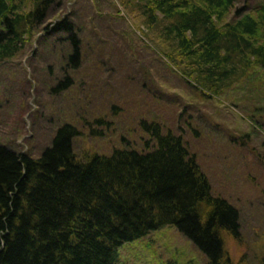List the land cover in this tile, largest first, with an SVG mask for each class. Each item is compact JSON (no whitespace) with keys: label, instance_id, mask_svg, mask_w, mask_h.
I'll return each instance as SVG.
<instances>
[{"label":"rangeland","instance_id":"obj_1","mask_svg":"<svg viewBox=\"0 0 264 264\" xmlns=\"http://www.w3.org/2000/svg\"><path fill=\"white\" fill-rule=\"evenodd\" d=\"M51 1L17 53L0 58V145L36 159L69 125L78 131L73 153L86 162L114 149L141 150L140 123H156L183 137L213 195L238 210V240L225 241V254L233 264H264V72L242 64L220 89L198 84L197 91L140 11L121 0ZM32 2L17 0L21 16ZM261 2L237 0L236 9ZM64 19L82 40L72 63L68 42L55 41L66 35L52 33ZM113 264H207V256L166 226L121 246Z\"/></svg>","mask_w":264,"mask_h":264},{"label":"trees","instance_id":"obj_2","mask_svg":"<svg viewBox=\"0 0 264 264\" xmlns=\"http://www.w3.org/2000/svg\"><path fill=\"white\" fill-rule=\"evenodd\" d=\"M30 1L33 11L21 16L17 0H0V58L17 53L52 2ZM121 1L158 30L166 57L187 67L181 76L194 90L220 89L242 64L264 72L262 2L244 13L237 0ZM52 33L66 35L55 41L68 42L71 63L80 59L74 24L64 19ZM140 127L141 150L114 149L86 162L73 153L78 131L69 125L36 159L0 145V264H113L121 246L166 226L198 246L207 264H233L223 247L238 240V210L213 195L180 134L146 121Z\"/></svg>","mask_w":264,"mask_h":264}]
</instances>
